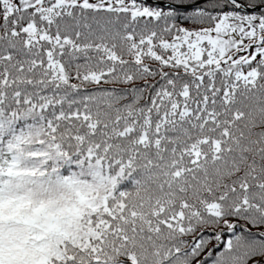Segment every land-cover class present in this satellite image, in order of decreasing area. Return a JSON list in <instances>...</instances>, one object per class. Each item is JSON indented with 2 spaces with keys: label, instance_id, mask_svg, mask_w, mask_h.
Returning a JSON list of instances; mask_svg holds the SVG:
<instances>
[{
  "label": "snow or ice",
  "instance_id": "obj_1",
  "mask_svg": "<svg viewBox=\"0 0 264 264\" xmlns=\"http://www.w3.org/2000/svg\"><path fill=\"white\" fill-rule=\"evenodd\" d=\"M0 264H264V0H0Z\"/></svg>",
  "mask_w": 264,
  "mask_h": 264
}]
</instances>
